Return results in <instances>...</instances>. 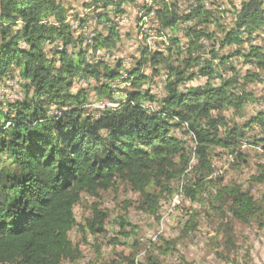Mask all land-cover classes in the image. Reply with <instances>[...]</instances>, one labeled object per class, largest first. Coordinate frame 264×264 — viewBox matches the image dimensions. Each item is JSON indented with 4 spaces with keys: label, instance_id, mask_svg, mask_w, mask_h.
Here are the masks:
<instances>
[{
    "label": "trees",
    "instance_id": "1",
    "mask_svg": "<svg viewBox=\"0 0 264 264\" xmlns=\"http://www.w3.org/2000/svg\"><path fill=\"white\" fill-rule=\"evenodd\" d=\"M153 1L154 8L146 3L144 7L156 10L163 29L175 30L179 22L195 17L204 23L211 18L203 17L200 9L180 17L172 7L158 9V1ZM120 4L94 0L86 6L107 13ZM68 13L62 0H0V91L11 81L21 90L20 99L0 98V264H62L78 259L81 251L70 239L78 226L75 207L84 194L98 196L118 182L140 193L144 206L156 214L158 197L149 190L153 186L164 188L188 174L190 156L176 132L196 137L195 159L202 178L212 172L216 148L233 154L247 140L264 150V111L243 125H231L224 115L229 108L244 118L246 106L259 102L245 86L237 91L239 73L233 67L234 75L220 85L207 83L181 90V84L195 77L188 72L199 59L191 58L184 61V68L168 65L167 94L161 101L155 103L149 94L135 89L126 92L127 99L120 105L90 109V89L74 93L73 87L78 80L95 78L98 84L92 91L96 101L113 100L111 84L124 80L122 63L114 68L97 54L115 50L120 35L105 13L99 19L108 23L107 34L87 43L76 38ZM224 30L222 48L243 47L246 35L251 39L264 31V0H242L234 27ZM188 37L190 49H198L200 39L211 36L192 28ZM84 43L87 45L81 48ZM235 56L255 67L246 73V83L263 79V47L251 45ZM218 58L222 65L228 61V57L212 53L200 66V74L213 78ZM145 62H138L128 75L133 88L140 87L146 78L141 73ZM157 62L154 58L153 64ZM146 103L157 106L149 111ZM256 127L260 132L250 136L248 132ZM237 155L246 161L243 152ZM252 180L264 185V165L258 166ZM198 193L197 188L187 192L193 200ZM213 208L226 218L222 223L226 248L235 246L228 221L262 226L263 207L241 185L220 187ZM94 214L85 226H79L82 231H105V213L95 207ZM125 261L135 264L129 257ZM148 264L159 262L150 259Z\"/></svg>",
    "mask_w": 264,
    "mask_h": 264
},
{
    "label": "rangeland",
    "instance_id": "2",
    "mask_svg": "<svg viewBox=\"0 0 264 264\" xmlns=\"http://www.w3.org/2000/svg\"><path fill=\"white\" fill-rule=\"evenodd\" d=\"M62 1L68 5V21L74 27L76 38L82 37L89 43L99 34H107L108 23L104 18L99 19V15L103 17L106 12L103 9H88L86 6L94 0ZM157 1L158 9L168 5L180 17H187L200 9L203 17L211 15V18L208 23H204L195 17L179 22L175 30L163 29L158 16L148 22L142 21L147 16L145 2L142 0H116L117 3L121 2L120 6L109 8L106 17L116 25L120 41L112 52L101 51L97 56L114 68L121 62L124 80L119 79L111 84L115 91L113 100L96 101L97 97L92 91L98 84L95 78H90L88 82H76L72 92L90 89V109L102 108L104 104L112 107L120 105L127 99L126 92L135 89L149 94L157 103L167 94L170 77L168 65L184 68V61L192 58L199 59L188 72L195 77L181 84L179 89L205 86L207 83L220 85L223 79L234 75L231 70L233 67L239 73L237 91L245 86L259 102L246 106L244 118L237 117L233 109L227 108L224 115L230 124L243 125L246 120L264 111V74L261 81L246 83V73L254 71L255 67L246 64L242 57L235 56L238 50L248 51L251 45L264 48V31L253 34L251 39L246 35L247 42L241 48L221 47L223 28L229 31L234 27L242 0ZM192 28L203 29L211 36L202 37L198 49L189 47L188 33ZM86 45L84 43L81 48ZM51 48L48 47V51ZM212 53L219 54L221 58L228 57V61L222 65L219 58L214 60L216 75L210 79L202 76L199 69L211 59ZM154 58L158 61L155 65ZM140 61H147L141 67V73L146 78L140 87L133 88V81L128 80V75ZM0 98L1 101L20 99L19 85L14 81L8 82L6 87H2ZM152 106L155 109L157 105ZM259 132L260 128L256 127L248 133L253 136ZM176 135L184 141L190 156L188 174L166 183L164 188L153 186L149 190L158 197L157 213L150 212L143 204L144 197L123 182H118L107 191H100L98 196L84 194L81 203L75 207L78 226L70 233V239L80 249L81 255L76 260H65L62 264H128L125 261L127 257L135 259V264H148L150 259L159 264H264V217L261 218L262 226L259 223L244 225L227 220L233 227L235 241L231 249L226 248V233L222 226L226 218L223 220V216L213 208L214 197L220 187L238 184L250 192L264 209V185H258L252 180L258 166L264 165L263 148L247 140L241 142L239 151L246 156V161L238 158L239 151L232 154L231 151L216 148L211 158L212 172L202 178L191 135L178 132ZM190 188L198 189L195 200L187 194ZM95 207L106 215L105 231L97 234L88 229L82 231L79 226H85L87 221L94 218Z\"/></svg>",
    "mask_w": 264,
    "mask_h": 264
},
{
    "label": "built area",
    "instance_id": "3",
    "mask_svg": "<svg viewBox=\"0 0 264 264\" xmlns=\"http://www.w3.org/2000/svg\"><path fill=\"white\" fill-rule=\"evenodd\" d=\"M143 2L145 0H142ZM157 16V12L156 10L152 9V10H147V16L145 18L142 19L143 22H148L150 19L156 18ZM78 82H82V80H78ZM147 107V109L149 110V105H145ZM109 107V106H107ZM150 111V110H149ZM191 135V139L193 141L192 147H195L197 145V140L196 137L193 134ZM195 161H193V157H192V163H194Z\"/></svg>",
    "mask_w": 264,
    "mask_h": 264
},
{
    "label": "bare ground",
    "instance_id": "4",
    "mask_svg": "<svg viewBox=\"0 0 264 264\" xmlns=\"http://www.w3.org/2000/svg\"><path fill=\"white\" fill-rule=\"evenodd\" d=\"M144 2H145L149 7H151V8H154V7H155V4H154V1H153V0H145ZM107 106L111 107L109 104H104V105L102 106V108H105V107H107ZM146 108H147V107H146ZM149 110H150V111H154L155 109L153 108L152 105H149Z\"/></svg>",
    "mask_w": 264,
    "mask_h": 264
},
{
    "label": "crops",
    "instance_id": "5",
    "mask_svg": "<svg viewBox=\"0 0 264 264\" xmlns=\"http://www.w3.org/2000/svg\"><path fill=\"white\" fill-rule=\"evenodd\" d=\"M66 5V4H65ZM68 6V5H67ZM69 13H70V11H69ZM69 13H68V16H69ZM71 13H72V11H71Z\"/></svg>",
    "mask_w": 264,
    "mask_h": 264
}]
</instances>
